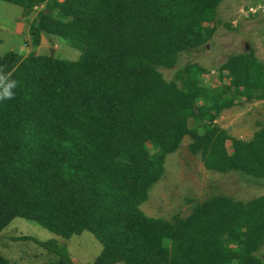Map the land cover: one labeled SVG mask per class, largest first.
I'll return each instance as SVG.
<instances>
[{
	"label": "trees",
	"instance_id": "obj_1",
	"mask_svg": "<svg viewBox=\"0 0 264 264\" xmlns=\"http://www.w3.org/2000/svg\"><path fill=\"white\" fill-rule=\"evenodd\" d=\"M30 10L43 0H6ZM219 0H44L28 26L80 46L75 59L8 49L0 67L18 82L0 100V230L14 217L101 243L90 264H264V193L247 201L210 196L183 217L147 216L139 203L165 153L189 134L211 169L264 177V125L248 139L211 124L238 96L264 98V64L243 48L217 66L228 82L208 86L180 51L204 45ZM192 120L193 124H188ZM154 147L150 152L145 142ZM31 239L72 264L64 242ZM8 259L0 253V264Z\"/></svg>",
	"mask_w": 264,
	"mask_h": 264
},
{
	"label": "rangeland",
	"instance_id": "obj_2",
	"mask_svg": "<svg viewBox=\"0 0 264 264\" xmlns=\"http://www.w3.org/2000/svg\"><path fill=\"white\" fill-rule=\"evenodd\" d=\"M254 1L258 0H219L212 19L202 22L211 27L204 45L188 53L180 51L170 67L157 66L161 76L165 80L173 78L175 69L189 61L200 68L197 74L203 83L220 86L227 83L229 78L226 70L218 71V64L228 53L243 48L250 50L264 64V11L248 13L246 10ZM43 5L44 0L32 9L23 11L19 4L0 0V53L19 45L25 48L22 47L25 32L17 31L18 24L23 20L28 30L30 21ZM28 42L26 44L31 47L26 52L38 53L33 49L30 38ZM54 43L58 45L55 51H48L47 46ZM41 51L49 52L56 58L75 59L80 53V46L56 36L53 41L47 38L46 46ZM188 124H193V121L188 120ZM211 124L220 127L229 136L225 139V146L230 150L231 137L248 140L264 125V98L238 96L232 104L216 111ZM190 141V135L185 133L176 147L164 154L159 176L149 185L146 199L139 203L145 215L171 221L185 216L194 205L210 196L223 195L232 200L247 201L264 193V177L208 168L202 163L200 153L189 149ZM145 144L150 152L154 151L149 141ZM0 231H3L0 232V253L7 257V264H58L53 252L29 238H14L19 234H29L38 239L57 238L65 243L72 264H90L101 247V243L88 230L62 237L22 216H14ZM256 254L264 263V244L256 250ZM116 264L125 263L119 261Z\"/></svg>",
	"mask_w": 264,
	"mask_h": 264
},
{
	"label": "crops",
	"instance_id": "obj_3",
	"mask_svg": "<svg viewBox=\"0 0 264 264\" xmlns=\"http://www.w3.org/2000/svg\"><path fill=\"white\" fill-rule=\"evenodd\" d=\"M10 2V1H9ZM22 10V9H21ZM21 13V12H20ZM20 16H21V14H20ZM23 28V29H22ZM19 30H21L23 33L25 32V36H24V39H23V41H22V45L24 44V46H22V47H25V48H21V45H19L18 47H16V48H9V49H11V50H14V51H16V52H18V53H21V54H23V56H25L28 52H26L27 51V49L29 48V46H30V44H26V43H29L28 42V38H29V33H28V30H27V27L26 26H24V21L22 20V22H20L19 24H18V28H17V31H19ZM56 36L58 37L59 35H57V34H53V33H49V32H41V34H40V40H39V42H38V44H36V45H33L32 44V47H33V49L36 51V52H38V53H42V49H43V47L44 46H46V39L48 38V39H50V40H54V38H56ZM61 37V36H60ZM58 45L57 44H55L54 43V45L53 46H47V49H48V51L49 50H53V51H55V49H56V47H57ZM31 47V46H30ZM16 49V50H15ZM8 50V49H7ZM5 51V50H4ZM25 51V52H24ZM24 52V53H23ZM45 54H48L49 52H44ZM1 54V53H0ZM9 223V222H8ZM7 223V224H8ZM2 230V229H1ZM0 232H2L3 233V231H0ZM2 233H0V234H2ZM56 234V233H55ZM20 235V234H19ZM57 235H59V234H57ZM16 236V235H15ZM60 236V235H59ZM70 256V255H69ZM6 257V256H5ZM7 258V257H6ZM70 259L72 258V257H69ZM8 263V262H7Z\"/></svg>",
	"mask_w": 264,
	"mask_h": 264
},
{
	"label": "clouds",
	"instance_id": "obj_4",
	"mask_svg": "<svg viewBox=\"0 0 264 264\" xmlns=\"http://www.w3.org/2000/svg\"><path fill=\"white\" fill-rule=\"evenodd\" d=\"M17 85L18 82L12 78V73L0 67V100L13 99Z\"/></svg>",
	"mask_w": 264,
	"mask_h": 264
},
{
	"label": "built area",
	"instance_id": "obj_5",
	"mask_svg": "<svg viewBox=\"0 0 264 264\" xmlns=\"http://www.w3.org/2000/svg\"><path fill=\"white\" fill-rule=\"evenodd\" d=\"M246 10L248 13H255V12L263 13V11H264V0H258V1L250 2V4L246 7Z\"/></svg>",
	"mask_w": 264,
	"mask_h": 264
}]
</instances>
